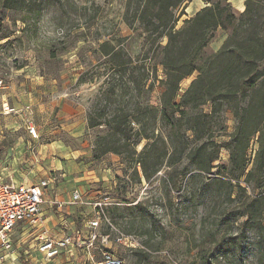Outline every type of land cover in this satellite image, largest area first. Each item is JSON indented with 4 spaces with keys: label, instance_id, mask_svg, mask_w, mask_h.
Segmentation results:
<instances>
[{
    "label": "rangeland",
    "instance_id": "1",
    "mask_svg": "<svg viewBox=\"0 0 264 264\" xmlns=\"http://www.w3.org/2000/svg\"><path fill=\"white\" fill-rule=\"evenodd\" d=\"M138 2L133 0L129 8V0H30L23 9L0 7V49H5L0 52L3 55L0 57L2 77L15 73L11 67L15 70L28 67L24 68L26 74H34L48 82L44 96L36 94L38 88L27 87V96L16 97V106L8 101L10 109L15 110L12 113L3 111L7 103L0 100V162H4L1 166L6 165L5 158L9 154L28 160L25 151L30 141L29 152L34 159L27 164L29 169L19 166V175L27 173L33 183L47 179L49 174L44 176L38 167L45 170L50 167L48 159L41 160L44 154H39L41 147L48 145L46 149L53 154L52 163L61 165L66 173L64 178L59 172L50 174L57 178L55 188L67 190L66 194L71 192L72 186L79 188L83 202L88 203L85 208L90 214L89 221L95 220L94 205H102L115 230L103 220L97 232L109 236L108 242L103 244L99 240L89 249L87 245H76L74 257L90 254L99 261L108 251L122 259L123 264H264V221L259 230L249 229L243 224L245 218L241 217L243 203L255 194L245 178L232 181L228 171L219 168L231 167L226 146L236 122L230 111L225 110L212 122V140L222 149L219 161L214 164L217 168L209 174L198 171L183 158L173 167H168L165 161L161 170L148 180L137 164V156L107 154L94 159L95 141L107 129L106 126L89 128V117L99 121L103 117L100 115L109 117L119 102L131 110L139 106L162 108L166 81L161 66L162 48L167 39H157V34L147 32L137 22ZM186 16L182 17L177 29ZM226 38L223 30L215 32L209 51H219ZM105 44L111 49L126 51L140 66L136 70L138 77H143L144 67L157 70V74L144 83L141 94L130 88L127 79L115 82L118 97L108 90L109 64L99 52ZM196 77L194 74L182 82L180 97ZM211 109L210 104L196 111L187 109L188 117L210 113ZM30 122L39 131L35 142H31L28 134ZM188 125L185 118L179 130H176L178 127L174 129L173 137L178 147L190 149L207 141L208 136L201 141L187 131ZM133 127L138 129L136 125ZM153 128L155 137H161L156 140L154 150L157 158H161L164 143L170 151L169 129L160 118L155 125H149L150 130ZM147 143L141 141L137 153ZM257 150L255 139L248 151V171ZM153 163L155 160L150 163V172ZM217 180L232 181L234 186L240 182L247 192L238 195ZM257 193L264 196V189ZM49 196L52 197L51 192L46 198ZM51 201L48 199L44 207ZM46 218L42 217L38 228L28 227L31 231L24 238L20 237L21 229L17 230L12 250L0 251V264H42L43 254H38L39 232L52 239L54 232L75 236L73 230L84 229L83 240L87 242V227L70 225L66 217L62 224L54 226L52 221L46 223ZM120 236L124 238L122 242L118 241ZM70 255L61 256L74 258ZM74 262L77 260L65 264Z\"/></svg>",
    "mask_w": 264,
    "mask_h": 264
},
{
    "label": "trees",
    "instance_id": "2",
    "mask_svg": "<svg viewBox=\"0 0 264 264\" xmlns=\"http://www.w3.org/2000/svg\"><path fill=\"white\" fill-rule=\"evenodd\" d=\"M30 0H1L0 7L5 9H23ZM133 0H129V8ZM205 7L192 18L177 25L186 15L188 0H139L135 8V18L147 32L157 34V39H167L162 48L161 66L166 76L162 95V108L137 107L131 110L124 103L117 104L109 117L100 115L101 120L89 117V128L106 126V133L97 137L94 145V159L107 154L135 158L143 170L144 177L150 179L158 173L166 161L168 167L179 164L186 158L198 171L211 173L217 168L221 145L212 140V122L219 119L228 110L236 122L235 131L230 135L226 149L230 152L228 171L234 180L245 178V183L254 192V196L244 202V225L259 230L264 221V196L257 192L264 189V0H246L245 10L238 13L230 0H203ZM223 30L227 38L217 52H210V44L215 32ZM100 54L109 64L107 83L109 91L118 97L115 82L127 79L133 91L139 94L144 83L157 70L144 67L143 77L136 75L139 65L123 49H111L102 45ZM197 74L187 91L180 97L182 82ZM83 83V81H80ZM211 105L210 113H199L188 117L187 109L198 110ZM158 118L169 129L170 151L163 150L157 158L154 150L156 140L155 125ZM187 118V131L194 133L198 140L206 142L193 148H180L175 144L173 132L180 128ZM104 122V123H102ZM138 126L135 129L133 126ZM133 138H137L132 141ZM257 139L258 150L252 168L248 171V151L251 143ZM148 141L140 153L137 146ZM163 141V139H162ZM165 142V141H163ZM157 158V159H156ZM133 160V159H132ZM150 172L149 166L154 162ZM239 171V175L236 172ZM217 180L228 186L238 195L246 194L247 189L239 184Z\"/></svg>",
    "mask_w": 264,
    "mask_h": 264
},
{
    "label": "crops",
    "instance_id": "3",
    "mask_svg": "<svg viewBox=\"0 0 264 264\" xmlns=\"http://www.w3.org/2000/svg\"><path fill=\"white\" fill-rule=\"evenodd\" d=\"M200 2L198 3L197 0H194V2L190 3L189 6L186 9V18H192L198 11H200L202 8L205 7V5L202 3L201 0H199ZM230 2H232L233 6L239 11V12H243L245 10V2L246 0H230ZM192 12V14H191ZM186 20V19H185ZM17 51V49H15ZM5 51V49H0V52ZM10 52H12V50H10ZM0 57H3V55H0ZM24 68H28V67H22L20 69H13L12 67L10 68L13 72V74L8 75L6 74V77H2V73H0V80H3L5 83V87L4 89L1 91L0 93V100L3 101V103H7V105H9V102H12L15 106L17 105V100L16 97L19 98L20 96L22 97H26L27 96V87H33V88H38L39 90L36 91V94L39 96H44L45 94H47L46 90H47V86H48V82L47 80H44L43 78H37L34 76V74H26V71L24 70ZM28 70V69H26ZM30 90V89H29ZM30 96L32 95L31 93L29 94ZM6 101V102H5ZM9 101V102H8ZM43 108V107H40ZM1 130V128H0ZM37 130V138H33L30 133L29 137L31 138V142H35L34 140L39 138V131ZM30 142V141H29ZM28 142L29 146H27V151H25V154L27 156H29L28 160H26V158H21L19 157V155H11L9 154L8 156H6L5 161H6V165H4L3 167L1 166L2 164H4V162H0V181L2 182H6V183H17V184H37V183H33L31 181L30 178L27 177V173L23 174V175H19L20 172H18L19 166H23V169H29V165L27 166V164L29 162H32L31 160L34 159L32 157L33 154H31L29 152V150L31 149V144ZM48 146V145H47ZM47 146H42L41 150L39 151V154H44L43 157L41 158V160H46L48 159L47 165L50 167L45 170L43 167L39 166L38 168L44 173V176H46L47 174H49L48 178L49 179H53L49 188L46 190L45 192V197H44V204L42 206V217H47L45 219V222L48 223L50 221L53 222L54 226H57L59 224H62L63 218L66 217L69 220L70 225H78V227H82L85 228L87 227V224L89 222V216L90 214L88 213L87 209L85 208V206H88V203H84L83 204H77V205H71V201H72V195L74 193L75 190H79L81 192V190L79 188H77L76 186H72L71 188V192L66 194L67 190H61L59 188H55V184H56V180L57 178L55 176H52L50 174H53L55 172H59L60 175L64 178L66 177V173L63 170L61 165L52 163L53 159H50L51 155H53L51 152H48V149H46ZM7 161H9L7 163ZM45 162V163H46ZM58 162V160H56V163ZM60 162V161H59ZM37 168V169H38ZM54 168V169H53ZM48 170V171H47ZM21 171V170H20ZM63 172V173H61ZM47 178V179H48ZM49 192L52 193V197L49 196V198H46V194L49 195ZM82 193V192H81ZM48 197V196H47ZM51 198V202L49 206H45L47 204V200ZM63 205L62 208L59 207V205ZM58 215V217L56 216ZM56 219V222H54ZM80 225V226H79ZM30 229L28 227L26 228H22L20 232V237L24 238L27 234L28 231ZM78 229H76L77 231ZM31 231V230H30ZM81 231L84 233V229ZM73 232L75 233V231L73 230ZM18 234V232H15ZM14 233V234H15ZM43 232H39L37 234V241H39V236L42 234ZM12 236V240L14 241L16 238V234ZM53 238L55 240H59L62 239L63 237H65L64 235H59L58 233H52ZM40 247V244H39ZM1 251V250H0ZM38 254H40V250H38ZM43 254V253H42ZM66 254V253H64ZM63 255V254H62ZM42 264H47L50 262H55L56 264H65L71 261H75L77 260V262L71 263V264H93L92 262V256L90 254L81 257V258H77L74 257L75 256V252L74 254L72 253V255L74 258H69L66 256H59L53 259H47L44 254L42 255ZM98 261V260H96Z\"/></svg>",
    "mask_w": 264,
    "mask_h": 264
},
{
    "label": "built area",
    "instance_id": "4",
    "mask_svg": "<svg viewBox=\"0 0 264 264\" xmlns=\"http://www.w3.org/2000/svg\"><path fill=\"white\" fill-rule=\"evenodd\" d=\"M4 81L0 80V93L4 89ZM3 111L7 114L14 112L8 105H3ZM28 131L33 138H37L36 127L30 122ZM53 179H44L37 184H17L0 181V250L11 251L13 248V234L22 228H38L42 223V206L44 204L45 192L49 188ZM83 204L82 193L75 190L72 195L71 205ZM60 208L63 205H59ZM101 204H95V220H90L87 224V242L83 240L84 233L81 230L75 232V236L65 235L62 239L55 240L47 235L39 236V250L47 259H53L60 255L72 254L76 245L87 248L94 247L99 240L103 244L108 242L109 236H102L97 231L104 222L112 230H115L110 219L106 217ZM123 236L118 241L122 242ZM93 264H123V260L114 254L106 251L102 259L96 261L92 257Z\"/></svg>",
    "mask_w": 264,
    "mask_h": 264
}]
</instances>
